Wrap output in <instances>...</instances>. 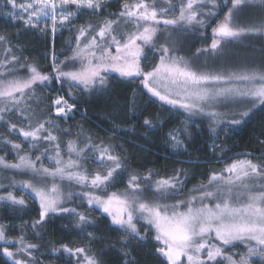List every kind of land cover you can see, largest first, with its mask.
Listing matches in <instances>:
<instances>
[{"label": "snow or ice", "instance_id": "1", "mask_svg": "<svg viewBox=\"0 0 264 264\" xmlns=\"http://www.w3.org/2000/svg\"><path fill=\"white\" fill-rule=\"evenodd\" d=\"M165 3L167 7H158L157 0H125L119 14L99 21L97 28L93 29L91 24L81 26L75 36V47L70 48L71 56L59 60L53 52L51 73L40 71L34 64L22 63L8 46L11 43L8 38L0 35L5 56L0 61L3 69L0 124L28 144V152H24L22 143L3 137L0 142L4 147L10 145L15 160L10 162L0 156V169L31 177L19 184L38 201V217L30 225L33 229L42 228L53 215L67 214L75 228L86 233L90 240L95 239L94 232L89 231L95 221L77 207L67 206L74 194L63 191L66 181L69 186H80L82 191L75 197L89 208H99L114 226L113 230L121 233L120 246L125 257L130 256L133 243L150 238L155 253L162 258L160 264H264V156L261 162L238 158L219 171L213 169L207 183H200L189 190L185 199L172 203L168 200L183 192L185 169L154 181L150 170L144 176L129 174L123 191H110L125 169L114 146L104 141L96 143L90 135L82 142L78 138L69 139L63 146L60 137L53 134L59 125L52 116L67 119L77 107L75 97L70 102L57 92L51 101L36 98V86L47 87L53 82L61 88L66 84L71 95L76 86L87 93L104 91L109 73L124 79L139 78L153 97L187 114L181 126L167 134L166 143L176 154L188 149L183 137H191L188 121L194 116L209 118V131L214 137H218L221 124L225 128H220V132L225 134L228 125L242 124L253 108L264 105V65L222 73L204 71L174 53L175 41L170 32L164 43H158V35H162L161 25L164 31L203 27L205 19L216 15L221 5H230L223 20L212 29L210 48L216 52L223 42L250 34L264 35V18L258 24L239 23V13L246 6L259 4L264 8V0H180L178 5L165 0ZM105 4L106 0H3L0 16L13 22L22 21L26 27L46 35L50 31L54 40L55 33L81 11L87 9L91 15H103ZM169 15L171 18H167ZM41 21L45 22L44 27L40 26ZM121 23L128 27L118 31ZM156 52L157 62L145 69L144 64ZM70 65L71 70H66ZM25 68L28 74L21 77L19 72ZM41 103L51 104L46 118L39 116L33 107ZM218 105H232L236 110L220 112L216 110ZM8 113L18 117V121L8 119ZM144 124L152 126L148 119ZM79 135H84L82 128ZM217 147L215 143L210 146L213 152ZM31 153H36L34 159ZM45 158L53 162L52 167L44 166ZM89 159L102 170L90 173L83 165ZM16 183L13 178L11 185ZM0 202L26 206L25 200L12 191L0 195ZM141 224L145 227L138 226ZM0 242L5 245L0 253L11 264H35L32 250L38 245L27 242L24 235L11 240L0 226ZM7 245L15 247V252ZM54 251L67 253L75 264H102L90 248L61 245ZM127 264L135 261L129 260Z\"/></svg>", "mask_w": 264, "mask_h": 264}, {"label": "trees", "instance_id": "2", "mask_svg": "<svg viewBox=\"0 0 264 264\" xmlns=\"http://www.w3.org/2000/svg\"><path fill=\"white\" fill-rule=\"evenodd\" d=\"M132 1V0H130ZM177 0H173L175 4ZM125 0H116L105 4L103 15H91L83 13L79 15L77 21L70 30H64L52 39L50 33L44 34L38 31L24 29L21 26H14L0 17V35H4L11 42L10 46L13 51L21 58V62L25 64H34L44 73H51V56L55 52L59 60H64L65 56H71L70 48L75 47V36L78 28L91 24L93 29L99 26V21L112 18L119 14ZM157 6L167 7L165 0H157ZM219 17H217L218 19ZM213 19L210 26L203 29L200 28L196 32H188L187 39L200 38V33H208L211 25L214 24ZM127 25L121 23L118 31L127 28ZM163 29V26L161 25ZM171 30V29H169ZM177 31V30H175ZM181 32V31H177ZM195 44H200L198 40L191 45L190 53ZM3 47L0 45V61L5 59ZM264 51V44L258 46ZM158 54L152 53L149 60L151 64L148 69L157 62ZM78 67V66H77ZM71 70V65L69 69ZM3 71V69H0ZM21 77L27 76V70L21 69L19 72ZM108 76V85L102 92L87 93L82 91L79 86L71 89L65 84L61 85L53 82L47 87L43 85L36 86V98L40 101H51L55 98L57 92L65 96L70 102L75 97L77 111L74 117L67 119L57 118L54 115L52 119L59 125L58 129L53 130V134L60 137L62 145L66 147L69 139H79L84 141L85 136H91L93 141L105 143L114 146L117 155H120L125 164V169L119 173L121 182L113 184L110 191L124 190L127 185L128 175L137 174L144 176L150 170L153 173V181L157 178H167L173 175L177 169H185L187 179L184 184V192L193 189L203 178L207 180L213 169L219 171L226 164L235 159L251 158L254 162H261L264 156V105L252 112L250 117L241 125L231 128V135L223 140L222 135L214 137L209 131V127L200 122L198 128L195 124L189 126L188 131L191 137H183L191 155L182 154L174 156L166 143L167 134L170 130L181 126V121L173 114L155 103L148 102V99H140L132 104V98L137 91L144 92L139 79H122L117 76ZM55 89L56 91H53ZM50 103H41L36 108L37 114L41 117L50 115L47 106ZM7 118L13 122L18 121V117L11 113L6 114ZM148 119L152 122L153 127L144 124V120ZM193 121V120H190ZM19 126L24 127V124ZM84 130V135H79L80 129ZM66 129L67 131H61ZM3 137H7L16 143H23L24 148L28 147L27 142L18 134H9L8 129L0 124V141ZM212 138H216L218 147L215 152L211 151L210 145ZM217 144L216 142H214ZM82 146V145H81ZM228 148V151L224 149ZM36 153H31L33 159ZM0 156H5L9 161H14V152L10 150V145L4 147L0 142ZM46 158L43 159L47 165ZM89 160L84 163L89 164ZM24 175V174H22ZM24 179H31L29 175H24ZM181 179H184L182 176ZM120 188V189H119ZM187 193V192H186ZM27 203L25 211H19L10 205H0V225L10 222L13 217L23 214L28 226L23 225V231L18 230L17 233H9L10 236L24 235L27 241L38 245L34 249V256L37 262L42 260L46 264H75V259L68 256L62 251H54L59 249L61 245H67L70 248L84 247L90 248L96 253L102 264H127V261L134 260L135 264H160L162 258H158L152 245L154 241L150 238L143 243H133L131 245L130 256L125 257L121 251L120 238L121 233L114 231L110 225V221L105 216L95 214L80 199H75L72 207H77L78 211L84 212L95 221V226H90L89 231H93L95 239L90 241L81 236L79 229L75 228L72 219L67 214L61 216L53 215L51 219L46 220L42 228L33 229L30 225L38 217L39 207L34 201L18 192ZM17 195V196H18ZM28 212L32 216L28 215ZM140 227H145L141 225ZM38 233V234H37ZM11 264L2 254H0V264Z\"/></svg>", "mask_w": 264, "mask_h": 264}, {"label": "rangeland", "instance_id": "3", "mask_svg": "<svg viewBox=\"0 0 264 264\" xmlns=\"http://www.w3.org/2000/svg\"><path fill=\"white\" fill-rule=\"evenodd\" d=\"M113 1H116V0H106V3L113 2ZM130 2H134V0H132ZM179 2H180V0H177L175 2V4L178 5ZM2 3H3V0H0V4H2ZM229 6L230 5H221V8L219 11L216 12V15L211 16V17H207L205 19V24L203 27L197 26L194 30H188V32L189 31L190 32H196V30L202 28L204 31L205 28L210 26V23L213 19H217V17H219L216 21H214V24L211 25V28L208 30V33L206 35H205V33H202V31H201V33H200L201 35H200L199 39H196V38L187 39V33H185L186 31L177 32V31L172 30V29L168 30V31H164V29L161 28L162 35H158V43H164L165 37H167L169 35V32H170L171 37L175 41L174 53L176 55L184 57L185 60L189 61L190 63L201 67L202 70H204V71L221 72L222 73V72L239 71V70H242L245 68H253V67L259 68V67H261L262 65H264V51H262V49H260L258 47L259 45L264 44V35H261V34H250V35L242 36V37H240L236 40H232L230 42H223L222 47L218 51L212 52V50L210 48V45H211V42L213 39L212 29L214 27H216L217 24H219L223 20V18H224L223 13L226 12V10ZM72 7L74 8L75 6H72ZM83 13H90V10L85 9V10L81 11L78 15L75 16V18L72 20L71 23L66 24V26L63 27L62 29H59L55 33V36L64 30H70L73 27V24L75 23V21H77L79 15H81ZM239 16H240L239 23L242 26L250 25V24H258L260 22V20L262 18H264V8H262L259 4H250V5L246 6L239 13ZM0 17L3 20L11 23L15 27L21 26L24 29H29V30L40 32L38 29H32V28L26 27L22 21L17 20V21L13 22V21H10L6 16H0ZM167 18H171V15H169ZM44 23H45L44 21H41L40 26L44 27ZM49 33H50V31H49ZM50 35H51V33H50ZM51 37H52V35H51ZM197 40L200 44H195V47H193L192 51H190V53H188L187 51L192 48L191 45H193V43H196ZM204 49H208V50L207 51H201L198 53V50H204ZM156 54H158V56H159L158 52H156ZM51 64H52V56H51ZM150 64H151V61L148 59L147 62L144 64L145 69H148V65H150ZM107 75L119 77V75L116 73H109ZM119 78H121V77H119ZM122 79H124V78H122ZM132 79H139V78H132ZM141 98L144 100H145V98L148 99V102L154 101L158 105L164 107L167 110V112L173 113L180 121H184L187 119V114L184 113L182 109L173 108L172 106L165 104L163 101H160L158 98L153 97L150 93L147 92L146 89H144V92L137 91L134 94V96L132 98V104H135ZM2 106L3 105L0 104V107H2ZM262 106L263 105L258 104L255 108H253V110L251 111L249 116L246 117L244 119V121L250 117L252 112L256 111L257 109H259ZM50 107H51L50 105L47 106V108H50ZM216 110H218L220 112H230V111H234L236 109L232 105H218ZM76 111H77V109H74L72 113H69L68 118L74 117V113ZM191 120H193V121H188L189 125L191 126V125L195 124V121H197L199 123V124H196V126L198 128H200L199 126L201 125V123H200L201 121L204 122L208 127L210 124L209 118L205 115L194 116L191 118ZM236 126H239V125H228L227 126L228 131H227V134H225L224 132H220V128H225V125L221 124V125H219L218 133L220 135H222V138L224 140L228 136L231 135V128L236 127ZM151 127H153V126H151ZM212 140L214 142H216L217 143L216 145L218 146V142H217L216 138H212ZM214 142H212V144ZM22 145H23V143H22ZM169 148L172 151L174 156H178V155H182V154L191 155V150H189V149H187L186 152H182L181 154H176L170 146H169ZM23 150H24V152H28V147L24 148V146H23ZM224 150L228 151V148H225ZM212 154H213V151H212ZM14 156H15V153H14ZM65 159H67V155H65ZM242 159H244V158H242ZM10 162H12V161H10ZM46 162H47V165H45L43 162L45 167H52L53 166L52 161L47 159ZM83 165H84V167H86L89 170L90 173L95 172L97 170H102L98 167V164L92 159L89 161V164L83 162ZM24 177L25 176L22 174L14 173L13 171H10V170L5 171L3 169H0V184H3L5 186V187H0V195H6L7 191H12L13 194L15 196H17L18 192H19V193H21V195H25L29 199L34 201L35 204L39 207L38 201L34 198V194H31L28 190L23 189L19 184L20 181L27 180V179H24ZM13 178L15 179V181H17L15 186L11 185V181ZM200 180H201L200 183H207V180H203V178H200ZM120 182H121V180L119 179V180H116L115 183H116V185H118ZM63 191L65 193L71 191L74 194L73 200L67 201V206L72 207L75 199H79V198L75 197V194L80 193L82 191V189L80 186L75 185V184H72L71 186H69L68 183L65 181V182H63ZM118 191H123V190L120 189ZM186 192H184V188H183L182 194L171 197L168 200V203H172L175 200L185 199L189 195V190H187ZM17 197L21 198V197H19V195ZM82 202L87 205L86 202H84V201H82ZM25 204H27V203L25 202ZM0 205L1 206L10 205L11 207L17 208L19 211H23V210L25 211L27 209L26 208L27 205L26 206H19V205H12L11 203H5V202H0ZM24 208H26V209H24ZM90 209L95 214L100 215L101 217L105 216L99 208L93 207ZM28 215L32 216L31 213H29V212H28ZM23 225L28 226V221H25L24 215L21 214V215L13 217V219L10 222L2 223L0 226H3V228L5 229V232H6L9 239L15 240L18 238V236L17 237L13 236V235L10 236L9 233H11V234L17 233L18 230H21V228H23ZM141 225H143V224H141ZM141 225H138V226H141ZM81 236L90 240V238L84 232L81 233ZM90 241H92V240H90ZM27 242H30V241H27ZM4 246L5 245L3 244V242H0V248H2ZM7 246L9 247L10 250L15 252V250H16L15 247H13L12 245H7ZM34 253L35 252L33 249L32 250V256L34 258L35 264H46L42 260L37 262V258L34 256ZM0 254H2V253H0ZM5 258L7 259V257H5Z\"/></svg>", "mask_w": 264, "mask_h": 264}]
</instances>
